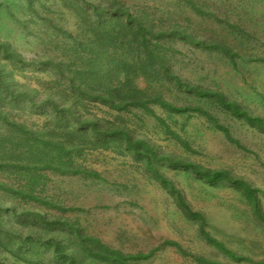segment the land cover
<instances>
[{"label": "rangeland", "instance_id": "rangeland-1", "mask_svg": "<svg viewBox=\"0 0 264 264\" xmlns=\"http://www.w3.org/2000/svg\"><path fill=\"white\" fill-rule=\"evenodd\" d=\"M92 1L0 0V39L23 57L17 65L0 57L2 79L37 89V102L75 97L85 119L123 125L158 153L246 180L264 215V127L213 94L198 95L184 85L218 92L264 123V0H107L120 3L124 13H95L87 5ZM104 32L114 40L98 46ZM154 49L167 72L145 67ZM49 58L59 60L64 72L49 67ZM39 60L43 64L35 65ZM67 76L95 93L110 84L121 95L145 99L146 106L112 107L73 91ZM0 110L1 262L67 264L54 256L49 239L73 234L62 222L70 221L108 247L147 255L133 264H264V222L233 182H208L186 167L149 163L111 135L106 147L94 135L96 142L72 153L68 171L80 166L83 173L34 169L37 133L62 126L53 109L0 96ZM30 209L58 221L43 227L49 233L37 237L44 242L18 241L32 227L42 230L26 218ZM59 240L62 251L70 249Z\"/></svg>", "mask_w": 264, "mask_h": 264}, {"label": "trees", "instance_id": "trees-1", "mask_svg": "<svg viewBox=\"0 0 264 264\" xmlns=\"http://www.w3.org/2000/svg\"><path fill=\"white\" fill-rule=\"evenodd\" d=\"M117 2V1H116ZM115 1L107 0H93L92 2H87L88 6H91L92 11L95 13H101L104 10L113 13H124V7L120 3ZM111 4H115V8H112ZM107 34V35H106ZM106 35V36H105ZM183 36H188L189 39L196 44L211 46L212 48L224 51L226 53L230 52V49L225 47L223 44L218 42H211L207 45L206 40L197 38L196 36L189 34L186 35L181 33ZM99 41L98 46L107 43L108 41H113V38L108 37V33H105L97 37ZM152 52L149 54L148 62L145 64L146 68H152V70L157 73L161 68L162 72L165 73L168 70V67L165 65L162 54L158 50H149ZM0 57L11 64L17 65L23 62L22 55L15 49L11 47L9 41H3L0 39ZM61 62L54 58H49L47 63L49 67H53L58 73H63L62 67L59 65ZM35 65L43 64L40 60L39 62L34 63ZM81 72L77 73L80 74ZM172 75V74H171ZM77 77V76H76ZM76 77L67 76L69 84L73 91L86 93L92 98H99L109 101L110 105L115 108H128L129 105L132 106H146L145 99L138 98L131 95H121L116 92L113 87L108 84L105 88L97 89L96 93L91 88H83L81 84L76 83ZM173 77V76H172ZM174 78V77H173ZM0 82L2 87H0V96L12 99L14 101L24 100L30 105H49L55 114L54 122L56 125H62L60 129L49 126V130L46 132L37 133V138L32 143L31 150L35 154H40L34 165V169L40 167L52 168L55 171L59 172H73V173H83L85 169L77 166L73 171H68V167L74 166L71 160L72 153H79L85 146L96 142L92 139V136L97 135V144L102 147H106L107 139L116 137L115 141L120 142L122 145L128 146L130 151L134 154L141 155L145 158L146 161L152 163L153 161L158 162H168L174 166H182L192 170L194 173L203 177L208 182L218 183L222 181L233 182L238 185L241 189L244 190L248 201L250 202L254 214L264 222V215L259 210V195L251 185L244 179L234 178L229 173L224 171H211L203 169L193 163L183 162L181 159L174 158L170 155L163 153H158L155 148L150 145L144 138L136 137L130 130L126 129L123 125H114L109 123L108 125H102V121L98 117H90L85 119L84 116L80 113L81 106L80 101L73 97L64 96V97H54L46 101H36L35 95L38 93L37 89L27 88L24 86L15 85L13 79H2L0 72ZM15 85V86H14ZM185 87L189 91L195 92V94L210 96L213 94L221 105L233 110L236 114L243 113L246 115V119L252 123H256L259 126L264 127V123L259 120L258 117H254L247 112H244L240 109L233 101H229L224 95L217 94L207 91L199 87H192L189 84L185 83ZM56 98V99H55ZM158 100L161 104L169 109L177 110L178 108L168 102H162L159 98L154 99ZM42 102V103H41ZM198 109L202 113L205 112L200 107H195L193 110ZM1 113V110H0ZM59 133L62 135L60 136ZM70 139L74 142H70ZM38 162H46L44 164H38ZM153 165H151L152 167ZM154 169V168H153ZM70 170V169H69ZM155 170V169H154ZM163 181H167L162 178ZM28 197L38 201V196L33 193V191H28ZM15 209V208H14ZM26 218L34 219L35 223H39L41 229L30 228L28 229L30 233H27L25 237L19 235V242H28V241H38L44 242L43 237L39 234L49 233V230L43 229V227L48 228L50 225H55L58 221L53 219L50 221L46 219V215L41 211H24ZM59 220V219H58ZM67 227H69L72 233L62 234L54 233L57 237L49 239V243L53 245L52 252L54 256L59 257L67 261V264H133L132 261L136 259L146 258L147 255L142 254H125L117 249L108 247L98 238L83 235L81 231L78 230L77 226L70 221H62ZM59 237L63 238L65 242L68 243V247L71 249L61 250V247L65 246L63 242H60ZM217 243V242H216ZM218 244V243H217ZM227 253L232 258H237V255H234L229 249L225 248ZM0 264H6L0 261Z\"/></svg>", "mask_w": 264, "mask_h": 264}]
</instances>
